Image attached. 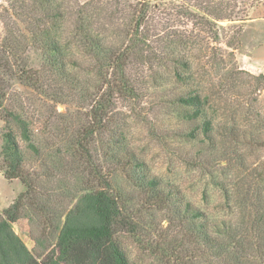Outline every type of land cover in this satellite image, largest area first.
I'll return each mask as SVG.
<instances>
[{"label": "trees", "instance_id": "obj_1", "mask_svg": "<svg viewBox=\"0 0 264 264\" xmlns=\"http://www.w3.org/2000/svg\"><path fill=\"white\" fill-rule=\"evenodd\" d=\"M9 1L14 14L28 25L26 33L21 31L22 35L18 36L10 29V36L0 42V112L6 111L7 120L1 153L7 178L21 177L27 188L31 187L23 174L25 153L17 132L37 156L45 152L50 141L31 127L32 120L27 116L23 101L17 105L6 104L13 101L5 86L6 79L62 104L72 100L84 104L95 99L91 92L99 91L103 86L105 90L95 99L93 115L87 122L74 127L73 131L69 127L65 130L67 138L63 139V150L72 157L70 170L74 171L78 183L71 204L58 215L54 224L56 241L39 240L43 252L37 255L15 231L13 223L23 216L26 198L31 197L32 192L28 189L3 212L0 211V264H139L129 258L116 239L119 229L128 227L131 221L123 214L122 203L113 193L111 181L103 168L99 167L101 163H96L100 158L124 164L125 156L128 157V151L124 150L126 144L122 141L124 133L114 134V126L108 119L110 101L114 94L126 100H139L147 86L165 92L168 79L161 76L160 68L172 63L175 81L186 87V92H181L174 100V104L181 108L179 120L190 124L189 140L202 134L203 142L208 143L205 149L213 150L217 145L214 140L216 124L210 108L215 106L217 93L212 89L207 93L200 85L192 87L190 57L194 54H187V50L192 51L198 46L215 50L217 46L200 34L195 40L192 32L186 29L184 32L173 31L167 26L168 17H162L160 27L159 23L152 24L151 5L154 1V7L159 8V1L164 0H134L133 9L127 4L130 0L76 1L71 11L63 4L64 0ZM238 2L184 0L177 13L190 20L198 18L204 26L214 30L212 38L218 40V20L243 19L237 9ZM65 21L68 22V34L62 39L66 33ZM31 49L40 52V66L30 64V56H25ZM90 74L95 75L94 81L89 79ZM256 78L263 81L264 74ZM232 87H237L236 81ZM51 122L55 127L48 133L57 138L62 134V127L55 124V120ZM239 125L236 118H232L228 128L230 138L238 141L242 136L245 140L242 142L264 148L261 121L242 129ZM52 157L58 162L56 168L64 167V156L55 152ZM223 159L226 157L219 156L214 161L221 163ZM239 159L242 166L251 169L249 185L245 175H238V179L229 183L217 181V177L212 176L218 185L223 186L228 207L231 208L233 203L238 208V220L220 219L208 225L199 221L205 215L200 209L192 207L190 202L182 205L178 199H173L176 192L172 189L165 191L158 177L149 178L146 184L151 198L167 202L169 211L176 217L192 223L198 221L191 226L194 232L192 241L200 244L201 254L210 250L221 260L220 264H249L253 259L255 264H264V168L263 165L252 168L244 164L242 156ZM82 178L87 180L83 182Z\"/></svg>", "mask_w": 264, "mask_h": 264}, {"label": "rangeland", "instance_id": "obj_2", "mask_svg": "<svg viewBox=\"0 0 264 264\" xmlns=\"http://www.w3.org/2000/svg\"><path fill=\"white\" fill-rule=\"evenodd\" d=\"M76 1L85 3L91 0H64L63 4L71 11ZM99 1L104 3L107 0ZM183 1H159V8L154 7L153 1L150 19L152 24L159 23L160 27L162 17H168L169 24L165 25L173 28V31L184 32L186 29L192 32L191 36H195V40L200 34L217 46L215 50L199 46L192 51L189 48L187 50V54H194L190 57L192 87L200 85L207 93L210 89L217 93L216 101L213 99L215 106L210 108V115L216 124L214 140L217 145L211 151L205 149L208 143L203 142L202 134L189 140L187 132L190 124L179 120L181 108L174 104L175 97L186 92V87L175 81L173 64L169 63L167 67L160 68L161 76L168 79L165 92L158 87L147 86L139 100H126L119 98L118 94L112 96L108 119L114 126V134L124 133L122 141L126 144L124 150L128 151L126 163H112L100 158L96 160L110 179L113 193L122 203L123 214L131 221V225L119 229L116 239L129 258L139 264H220L221 261L210 250L201 254L200 244L192 241L194 232L191 226L198 221L192 223L188 219L176 217L169 211L167 202L151 198L146 184L149 178L158 177L165 191L172 189L176 192V198L173 199H178L182 205L190 202L192 207L205 214L199 221L212 225L220 219L239 218L236 213L238 208L233 203L231 208L228 207L223 186L218 185L212 176L215 175L217 181L229 183L234 178L238 179V175H245L249 185L252 180L251 169L240 164V156L245 165H251L252 168L263 165L264 168V148L242 142L245 141L242 136L237 141L228 135L232 118H236L240 129L259 121L264 126V80L256 78L264 74V0H239L237 9L243 19L218 20V40L212 38L214 30L204 26L198 18L190 20L177 13ZM134 3V0H130L127 4L133 9ZM225 10L228 11V8ZM14 13L9 0H0V42L10 36V29L17 36L22 35L21 31H27L28 23ZM67 28L68 22L65 21L66 33L62 39L67 38ZM26 55L30 56V64L41 65L42 58L38 50L31 49ZM94 76L90 74L89 79L94 81ZM230 78H233V82ZM234 81L237 82L236 88L232 87ZM5 86L13 100L6 104L17 105L23 101L27 116L32 120L31 127L50 141L45 152L37 156L28 149L17 132L25 153L23 174L31 187L27 188L21 177L7 178L1 153L7 120L6 111L1 110L0 211L3 212L28 189L32 192L31 197L26 198L23 216L13 223V227L27 246L39 255L43 252L39 240L44 239L47 243L56 241L54 224L58 215L71 204L75 184L78 183L74 171L70 170L72 157L63 150V139L67 138L65 130L69 127L73 131L74 127L87 122L88 117L93 115L95 99L99 98L105 87L91 92L95 99L90 102L82 104L72 100L62 104L13 80L6 79ZM51 120L63 128L57 138L48 133L55 127ZM55 152L64 156V167H55L58 164L52 157ZM219 156L226 159L217 163L214 158ZM85 180L87 178H82L83 182ZM249 264H255V260H250Z\"/></svg>", "mask_w": 264, "mask_h": 264}]
</instances>
